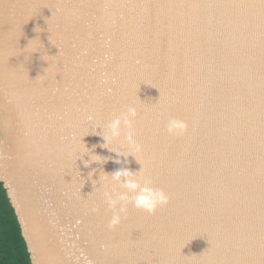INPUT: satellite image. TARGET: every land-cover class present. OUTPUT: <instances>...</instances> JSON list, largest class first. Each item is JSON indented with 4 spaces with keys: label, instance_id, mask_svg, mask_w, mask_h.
Returning a JSON list of instances; mask_svg holds the SVG:
<instances>
[{
    "label": "water",
    "instance_id": "water-1",
    "mask_svg": "<svg viewBox=\"0 0 264 264\" xmlns=\"http://www.w3.org/2000/svg\"><path fill=\"white\" fill-rule=\"evenodd\" d=\"M0 178L33 264H264V0H0Z\"/></svg>",
    "mask_w": 264,
    "mask_h": 264
},
{
    "label": "clouds",
    "instance_id": "clouds-1",
    "mask_svg": "<svg viewBox=\"0 0 264 264\" xmlns=\"http://www.w3.org/2000/svg\"><path fill=\"white\" fill-rule=\"evenodd\" d=\"M136 114L134 108L128 110L127 116L117 117L113 119L107 126V131L102 135L105 144L110 140L118 138L120 136L121 126H130L131 120L129 117H134ZM186 129V124L183 121L171 119L168 123L169 133H179ZM131 141V136L127 137ZM112 179L116 181L126 191L122 194H117V197L113 199L108 197L109 207L113 210L119 205V211L114 213L110 226H115L120 222V215L126 210V203L131 202L136 208L144 209L148 212H153L157 206L167 203V196L161 190L154 189L150 186V182L143 181L141 177H138L127 169H119L112 174ZM128 193H133L129 197ZM108 195L107 193L105 194Z\"/></svg>",
    "mask_w": 264,
    "mask_h": 264
},
{
    "label": "trees",
    "instance_id": "trees-1",
    "mask_svg": "<svg viewBox=\"0 0 264 264\" xmlns=\"http://www.w3.org/2000/svg\"><path fill=\"white\" fill-rule=\"evenodd\" d=\"M0 264H33L18 210L0 178Z\"/></svg>",
    "mask_w": 264,
    "mask_h": 264
}]
</instances>
